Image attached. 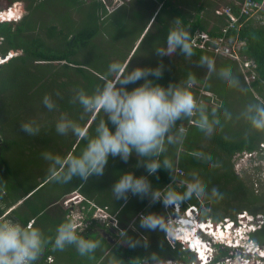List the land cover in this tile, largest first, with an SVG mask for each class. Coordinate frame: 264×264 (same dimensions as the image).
Returning <instances> with one entry per match:
<instances>
[{"label": "trees", "instance_id": "1", "mask_svg": "<svg viewBox=\"0 0 264 264\" xmlns=\"http://www.w3.org/2000/svg\"><path fill=\"white\" fill-rule=\"evenodd\" d=\"M23 1L28 12L19 21L0 22V55L7 54L10 50L17 52V55L0 65V216L18 220L25 225L34 219L35 225L40 227L45 235L54 237L56 227L70 219V208L65 207L64 210L62 203L59 205L58 202L71 192L79 191L84 196L79 209L86 218H92L96 209L92 205L94 204L107 208L112 214H118L120 221L126 225L130 218L125 221L122 218L124 209H119L123 201H114L110 190L123 172L133 171L138 176L146 174L143 167H134L137 163L135 156L127 163L110 157L103 176H93L86 183L74 178L69 184H58L64 188L60 193L46 196L45 187L52 181L48 174L49 162L43 159L42 153L50 151L60 157H66L70 153L79 154L85 147L87 140L84 137L71 133L67 136L56 133L55 125L62 113L78 123L88 137L95 134L96 125L101 119H105V116L103 112L86 114L79 104L71 103L74 90L84 88L89 92L93 91L103 82L112 62H119L125 70L128 66L130 69V62L127 63V60L146 26L143 21L145 13L138 14L139 12L135 11L128 17L124 7L127 5L126 0H122L123 4L112 11L107 9V5L113 4L114 0ZM23 1L8 0L9 5L22 6ZM62 1L70 6L60 7ZM163 1L168 3L169 0ZM240 1L227 4L232 6L237 15ZM256 1L260 4L257 13L244 15L241 18V26L228 32L229 43L230 39L241 43L238 52L242 58L254 61L253 68L257 72L255 78L247 81L238 61L216 54L214 48L212 49L216 45L213 41L207 42L203 48L193 43L194 55L191 58H186L179 52L171 57L158 58L152 51L146 59H142V67H156L162 59L163 77L157 82L164 86L170 82H178L189 73L194 74L197 84L192 90L197 99L209 111L216 109L220 116L222 127H218L211 137L201 132L196 123H190L188 120L178 122L187 129L186 138L182 143L167 146L165 153V156L172 160L175 169L177 162L184 169L185 175L180 176V181H188L196 174L207 185L209 192L216 187L223 194L222 199L203 202V207L208 209L206 216L201 212V202L195 199L181 208L184 211L189 206H197L200 209L199 217L202 219L210 216L214 221L224 217L238 220V215L244 211L255 217L264 216V185L256 188L251 176L245 178L239 175L234 163L235 156L244 152L260 151L264 144V134L250 133L246 122L236 119L248 103L264 101V0ZM71 8L79 13L81 19L69 16ZM154 10L155 7L149 12L155 13V16L146 35L153 33V29L158 32L160 36H156L157 48L164 45L168 28L157 24L162 15L160 11ZM222 15L223 26H226V16L224 13ZM183 19L185 24H189V18L183 16ZM190 25L193 41L197 40V36L205 32L199 29L203 27L202 20L197 17ZM128 30H133L136 38L132 47L125 51L122 40ZM207 33L215 38L221 35L222 31L215 33L209 30ZM244 45L247 47L244 48ZM82 49H87V54L84 55ZM89 49L93 50L91 62L83 60V57L89 56ZM202 56L215 60V73L209 75L206 66H199ZM222 68H230L247 91L241 92L228 87L218 75ZM203 87L208 92L202 93ZM19 92L25 97L18 99ZM46 94H52L56 100L58 107L55 111H48L44 107L42 99ZM225 109L232 113V120L225 119ZM29 120H35L41 126L39 136L28 137L21 131L20 124ZM196 152L210 154L211 160L206 162L197 159L193 155ZM158 176L159 179L150 177L154 187H164L170 183L168 172L160 170ZM132 203L134 200L131 198L130 204ZM17 204L19 205L16 206ZM146 205L147 200H140L138 208ZM152 207L155 208L154 212L164 211L162 206ZM49 210H55L57 214L51 216ZM135 212H131V217ZM95 225L97 220L92 219V224L86 231L78 234L99 238L103 241V247H106V238L98 232L90 231ZM125 225H122L123 228H126ZM250 237L258 245L264 246V223L251 232ZM181 244L172 250L173 258L186 263L195 260L193 253L180 248ZM121 247L125 250V261L144 254L139 248L133 250L126 246ZM103 250H99V254ZM113 250H117V246ZM234 251L225 244H216L213 263H219L225 257H236L238 253ZM49 253L58 256L59 251H53L49 247L45 256Z\"/></svg>", "mask_w": 264, "mask_h": 264}, {"label": "clouds", "instance_id": "2", "mask_svg": "<svg viewBox=\"0 0 264 264\" xmlns=\"http://www.w3.org/2000/svg\"><path fill=\"white\" fill-rule=\"evenodd\" d=\"M21 18L0 20V22L19 21ZM190 28V23L185 24L183 18H175L169 25L164 45L154 49L156 55L160 58L171 57L179 52L182 56L191 58L194 55V42ZM2 55L5 57L3 58ZM12 56L11 53L1 54L0 65ZM199 66H206L209 75L216 72L213 58L202 56ZM163 72L162 59L156 67L136 66L131 70L129 66L126 70L123 69L119 62L110 63L101 84L91 92L84 88L75 89L70 101L79 104L86 114L103 112L105 119H101L96 125L95 134L88 137L78 123L62 113L55 125L56 133L62 136L71 133L77 137H84L87 143L79 154L75 155L60 157L50 151L42 153L43 159L49 162L48 174L51 181L58 184H69L74 178L86 183L93 176H103L110 157L119 158L127 163L135 156L137 163L134 167L144 168L146 174L139 176L133 171L121 173L111 186L112 198L114 201H123V207L130 197H137L140 200H147L149 207L160 204L164 211L141 213L138 217V226L137 220L133 219L127 228H120L116 218L106 219L105 221L109 220L111 224L113 221L112 225L117 229L115 236L117 247L126 246L133 250L141 248L144 253L125 261L113 252V260L110 264H176L169 258L167 238L169 236L173 240L177 236L183 238L181 234L185 230L184 225H192L186 227L188 231L190 229L189 234L203 241L205 248L207 246V253L208 250L210 251L207 241H211L210 247L214 248L218 243L230 248L240 247L222 240L225 233L227 237L235 231H226L227 224L224 225L222 221L200 218L199 213H195L197 206H189L183 211L182 216L176 215L178 211L174 214L176 208H182L195 199L201 202V212L206 216L208 209L203 207V202L223 198V194L216 187L209 192L199 175L193 174L188 181L178 180L172 160L165 156L167 146L182 143L186 138L187 129L178 122L192 121L195 118L197 128L208 137H211L222 125L217 110L209 111L193 92L192 89L197 84L194 74L189 73L178 82H170L164 86L157 82L163 77ZM218 75L228 87L241 92L247 91L230 68H222ZM56 95L59 97V93ZM42 103L48 111H55L58 107L52 94H46ZM223 115L226 120L233 119L232 113L227 109L224 110ZM236 119L246 122L250 133L264 134V101L248 103ZM20 129L28 137H36L41 133V126L35 120L21 123ZM193 155L202 161L211 160L210 154L203 152H196ZM160 170L169 173L170 183L164 187H154L150 177L155 176L159 179ZM83 199L84 197L81 202ZM92 205L96 207L92 218H86L83 213L84 220L95 219L105 223L103 219L99 221V218L94 217L96 210L102 207ZM71 209L72 207L70 213ZM68 216L70 218V214ZM190 219L194 222L189 221ZM81 220L80 217L77 223L71 219L61 222L55 229L54 237H51L45 235V232L35 225V221L25 225L18 220L0 216V264H38L49 245L53 251L61 252L73 247L79 256L92 258L98 249L103 248V241L78 234L86 227H82V224L76 225ZM233 224L234 229H237V223L233 222ZM78 229L82 230L78 231ZM129 229L135 233H139L140 230L164 233L165 239L159 242L156 250H152L149 241L143 239L144 236L134 237L129 234ZM214 230L222 234H216ZM255 230L250 229L248 232ZM177 240L188 246L196 262L199 259L198 248H194L187 238L186 242L178 238ZM252 243L255 246V242ZM243 255L249 258V254ZM214 256L209 258L210 255H205L204 259L200 257L202 261L199 264H216L213 263ZM259 256L264 257L263 254Z\"/></svg>", "mask_w": 264, "mask_h": 264}, {"label": "rangeland", "instance_id": "3", "mask_svg": "<svg viewBox=\"0 0 264 264\" xmlns=\"http://www.w3.org/2000/svg\"><path fill=\"white\" fill-rule=\"evenodd\" d=\"M49 2H51V1H49ZM117 2H119V1H117ZM113 4H115V1L113 2ZM9 6L10 5H9L8 0H0V11L6 12L5 10L10 8ZM68 6H70V5L67 2H65V1L60 2V7H68ZM224 6H222L221 9H224ZM18 8L21 10V15H24L28 12L27 7L25 6V2H24L23 6L19 5ZM15 10H16V8H15ZM69 12L73 16V18L79 17V19H81L79 13H77V11H75L74 9H72V8L69 9ZM203 34L206 35V38H205L206 40L210 38V36L207 33L203 32ZM156 36H160V35L157 33L156 30L153 29V33H148L147 35L145 33L141 37L140 40L135 42V46H134L133 50L131 51L130 56L127 60V63L130 62V69L129 70H131L132 68H134L136 66L142 67V59H146L149 56V54L152 51H154V49L156 48V42H157ZM135 38H136L135 32L133 30H128L127 33L125 34L123 40H122L123 44L125 45V51L129 50L132 47V44L135 41ZM235 45L237 46V44H235ZM229 49H230L229 53L223 54V56L228 57V58H232V59L238 61L241 68H242V71L245 73L246 80L247 81L250 80L251 77L249 75V71L253 70L252 69L253 68L252 63L250 61H246V62H248V65H246V62L243 61L244 58H242V56L239 54L238 50H235L232 47H229ZM89 51H90L89 56H85L86 58L83 57V60L91 62L93 59V57H92L93 50L89 49ZM87 52H88L87 49H82V53H84V55L87 54ZM9 53H11V55H13V56L17 55V52L14 50H10V52H8V54ZM80 54H81V52H80ZM158 58H160V57H158ZM148 61L150 62V60H148ZM62 63H64V62L62 61ZM206 92H208V91H206ZM24 97H25V95L22 92L17 93L18 99H21ZM34 117H37V116L35 115ZM37 118L40 119L41 117L38 116ZM87 126H88V124H87ZM234 163H235V169L239 173V175H241L242 177H245V178H249V176H251L250 178L255 181L254 186L256 188L259 189L261 184L264 185V144H263V149L260 151L257 150V151L251 152V153L250 152H244V154H242V155L235 156ZM183 175H185V173ZM62 189H64V188L59 187L58 183L57 184L56 183L52 184V182L48 183V185L45 187V195L46 196H49L50 194L55 195L57 193H60V191ZM83 197L84 196L82 194H80L79 192L73 191L72 193L66 195V197H64L63 200L58 202L59 205L62 203V205L66 206V207L68 206V208L72 207L71 213H70V219L72 221H74L75 223H77L80 220V217H82V215H83V212H81L79 210L80 203H81V200ZM132 199L137 200L138 198L135 197ZM18 205L19 204H17L16 206H18ZM156 205L161 206L160 204H156ZM62 208H63V206H62ZM142 210L143 211L140 213H147L149 211L154 212L155 208L149 207L148 205H146V207ZM100 211H101V214H107L108 213L107 214V215H109L108 219H109V217H113V218L115 217L114 214L109 213L106 209H105V211H102V209H97L95 212V215L98 214ZM175 211L176 212L178 211V213L176 215H181V216L184 215V212L182 211V209L180 207L176 208L174 210V212ZM199 211H200V209H199ZM189 214H190V212H189ZM101 218L103 219V217H101ZM225 218H227V217L219 219L218 222L222 221L224 223V225L226 223L227 224L226 231H228V230H230L231 232L235 231V233H233L232 235L231 234L227 235V237H226L227 233H225V236H222L223 237L222 240L224 239L226 242H228L230 244H236L237 246H240L238 248H232L233 250H235L234 252H237L238 254H240V256L236 257V258H233L231 256H229L227 258L225 257L221 260V263H216V264H244V262H246V264H264V257L260 258V256H259V254L264 255V246L258 245L255 241H253L250 237V233L248 232V231H250V229H252V230L257 229L261 225V222L264 221V216L263 215H256V217H255V216L251 215L248 211L247 212L244 211L240 215H238V217H237L238 221L233 220L230 217H228L227 219H225ZM133 219L137 220V226H138V217L132 216L130 218V220H133ZM208 219L213 220L210 216L207 217V220ZM224 219H225V222L223 221ZM262 219H263V221H261ZM103 220L105 221V219H103ZM99 221H102V220L99 219ZM116 221H118V223H119V220H116ZM189 221L194 222L191 219ZM233 222L237 223V227H238L237 229H234ZM112 224H113V221H112ZM221 224L222 223H219V225H221ZM82 227H85V225L82 224ZM87 227L88 226H86L84 228L83 232L86 231L85 229ZM127 227L128 226H126V228ZM229 227H230V229H229ZM121 228H123V227H121ZM80 230H82V229H78V231H80ZM188 232H190V229ZM214 233L222 234L220 231H215V230H214ZM129 234L132 235V232H129ZM139 234L144 236L143 239L149 241L152 250H156L157 249L156 247L158 246L157 244L161 240L165 239V236L162 237V233H159V232H153L152 233V232H144L143 230H140ZM181 236L182 237L184 236L185 238H179V236H177L175 240H173L171 238V236H169L167 238V245L169 246L168 252L170 253L169 258L171 260H173L174 262H176V264H189V262L186 263L184 261H179L178 259L173 258L174 254H172V250L177 249L178 244H181V242L179 240H177V238L182 239L183 242H186V238L188 237V240L190 241V243L193 244V242H191V241L195 237V243L199 245L200 249H203L202 252L204 253V256L209 255V254L211 255L212 251L208 250V253H207L206 250L204 249L203 244H202L203 241H201L198 237L192 236L191 234H189V236H187L184 231L182 232ZM85 237L87 238L88 236H85ZM196 240H198L200 243H197ZM252 242H255V246L253 245ZM180 248L186 250L188 248V246L181 244ZM206 248H207V246H206ZM99 250H102V249H98L92 258H88V257L79 256V254L76 252L75 248L68 247L62 252L59 251L58 256H57V259H58L57 264H81V262H82V264H84L85 262H88L89 264H93L94 262L99 263L98 262V260L100 258L99 256L103 253L102 252L101 254H99L100 253ZM140 250H143V249L140 248ZM212 250H215V248L212 247ZM251 252H254L255 254L253 255V253L251 254ZM110 253H111V251L109 253H107L102 259H100V263L110 264V262L113 260V253H111V254ZM114 253L117 255L118 258H123L125 260V250L121 246L117 247V250H115ZM243 254H249V261L246 260V258L244 257ZM199 258H200V256H199ZM190 264H197V263L194 262V260H193L190 262Z\"/></svg>", "mask_w": 264, "mask_h": 264}, {"label": "crops", "instance_id": "4", "mask_svg": "<svg viewBox=\"0 0 264 264\" xmlns=\"http://www.w3.org/2000/svg\"><path fill=\"white\" fill-rule=\"evenodd\" d=\"M238 1L239 0H169L168 3H165V1H163V0H126L125 3L127 5L124 7H126L125 11L127 12L126 15L128 17L131 16L132 14H134L135 11L139 12L138 14L145 13L143 21H144V24L146 26L144 28L143 33L141 34V37H142L147 32L148 29H151L155 13L150 14L149 12L152 11L154 7H155L154 11L155 12L160 11V13L162 15L160 21H158V23H157L159 26L162 25V27L167 26L166 28H169L170 23L177 17L183 18V16H185L186 18H189V20H190L189 23H193V21L196 20L197 17H200V19L202 20L203 27L199 28V29L204 30L206 33L209 30H213V32L217 33L218 31L222 30V28L224 27L223 26L224 21L222 19L223 15L220 12L221 7L229 4L230 2L235 3ZM24 2L25 1H23V3ZM153 4H154V6H152ZM18 6L19 5L10 4L9 7L17 8ZM200 6H203V7H200ZM16 11H17V9H16ZM19 11H21V10L19 9L18 12ZM12 13L14 14L13 10H12ZM149 14H150V16H148ZM69 16L71 18H73V16L70 13H69ZM235 44H237V46ZM240 44L241 43L238 40L230 39V46L234 47L236 50H238L237 48ZM77 192H79V191H77ZM131 198H135V197H130L127 204L124 205L123 207L121 206L119 208L120 210L124 209V214L122 215V218H124L125 221H126V219L131 218V212L133 210L136 211L135 214H133V217H139V215L141 214L140 212L143 211L142 209H144L146 207V206L145 207L142 206V207L138 208L139 203H140V199L134 200V203H132L133 205L130 204ZM20 201H22V200H20ZM65 207L66 206L63 205L64 210H65ZM49 208H47L46 210L48 211ZM49 212L51 213V216H55V214H57V212H55V210H51V211L49 210ZM114 215H115L114 219L116 218V220H119V227L120 228L123 227L122 225H125V223L120 221L118 214L114 213ZM31 221H34V219H31L29 222H31ZM132 221L133 220H130L129 223H131ZM129 223L126 224L125 226H128ZM111 226L114 227L112 224H111ZM90 231H92L94 233L98 232L99 234H101L103 236V238H106V240L108 242L105 245L106 247L102 248L104 250H103V253L99 256L100 257L98 260L99 263H96V262L93 263V264H102V263H100V259H102L110 251H111V253L114 252L113 249L116 246V243H115L116 242V237H115L116 234L113 236V233L112 234L110 233L111 234L110 237L108 235H106V234H108V233H105V232H107V228L104 226L103 222H98V221H97V225L93 226L92 229L90 228ZM129 232H132L131 229H129ZM132 236L138 237L141 235L139 233L132 232ZM49 247L51 249V246H48L45 249L40 261L38 262V264H57V262H58L57 255H55L54 253H49L48 255L45 256V252L49 249ZM50 258L53 261H49ZM81 264H82V262H81Z\"/></svg>", "mask_w": 264, "mask_h": 264}, {"label": "built area", "instance_id": "5", "mask_svg": "<svg viewBox=\"0 0 264 264\" xmlns=\"http://www.w3.org/2000/svg\"><path fill=\"white\" fill-rule=\"evenodd\" d=\"M114 1H115V4L107 5V9L108 10L112 11L115 8H117V7H119L120 5L123 4L122 0H114ZM117 1H119V2H117ZM259 8H260V4L256 0H241L238 3V15H237V14H235L233 12L231 5H225L224 9H221L220 12L225 14L226 19H227V25L222 28L221 35H219V36H217L215 38H212L209 35L210 38L206 40L205 39L206 35L203 34V32H201L199 34V36H197V40L193 41L194 45H197V46L203 48V47L206 46L207 42L213 41V43H215L216 45L214 47H212V49L214 48V51H215L216 54L223 55V54L229 53V51H230L229 47H232V46H230V43L228 42V37H229L228 36V32H229V30L232 29V28L240 27L241 26V18L244 15L245 16H250L252 14H256ZM16 9H17V11L15 10V8L10 7L9 9L5 10L6 12H9V13L12 10L15 12L13 17H11L9 15L8 18H6L4 16V14H5L4 11H0V20L19 19V18H21V11L18 12V10H19L18 7ZM232 48L235 49L234 47H232ZM243 61H245V62L246 61H250L252 63V65H253V67H255V63H254L253 60L244 59ZM246 65H248V62H246ZM252 69L253 70H251V74H249L251 79L255 78L256 77V73H257V72L254 71V68H252ZM201 92L202 93H206V91L204 90V87L201 89ZM190 123H195V120L192 119V121H190ZM184 173H185L184 169L177 162L176 169H175V174L178 177V180H179L180 176H182ZM99 209H102V211H105V209L107 210V208H103V207L99 208ZM195 213L196 214L199 213V209L197 207H195ZM107 214H101V211H100L98 214L94 215V217L96 219H98V218L102 219L101 217H103V219L106 220V218L108 219V216H109ZM174 214H175V212H174ZM81 218H82V220L78 224H76L77 226L81 225V224H84L85 226H88L89 224L92 223V220H89V221L88 220H84L83 216ZM261 221H263V219ZM262 223H264V221L261 222V224ZM215 240L216 239H214V241ZM207 245H208V248H210V251H212L211 255L209 254L211 256L209 258H213V256H214V250H212L213 246L210 247L212 245V242L211 241H207ZM252 253H253V255L255 254L254 252H251V254ZM239 256H240V254L237 255V257H239ZM246 260L249 261V258H246ZM49 261H52V259L50 258Z\"/></svg>", "mask_w": 264, "mask_h": 264}, {"label": "bare ground", "instance_id": "6", "mask_svg": "<svg viewBox=\"0 0 264 264\" xmlns=\"http://www.w3.org/2000/svg\"><path fill=\"white\" fill-rule=\"evenodd\" d=\"M9 15H10L11 17H13V13H12V11H11L10 13H9V12H5V14H4V16H5L6 18H8ZM187 224H189V222H188ZM185 226H192V225H185ZM184 232L186 233L187 236H189V232H188V229H187L186 227H185ZM183 238H185V237H183ZM187 239H188V237H187ZM191 242H193V244H191V245H192L194 248H198L197 251H198L199 256H200L202 259H204L205 256H204V253L202 252L203 249H200L199 245L195 243V237H194V239H193ZM196 242H197V243H200L198 240H196ZM202 244H203V246H204V243H202ZM204 249L206 250L205 246H204ZM202 259L199 258L200 262L202 261ZM197 264H199V263H197Z\"/></svg>", "mask_w": 264, "mask_h": 264}, {"label": "flooded vegetation", "instance_id": "7", "mask_svg": "<svg viewBox=\"0 0 264 264\" xmlns=\"http://www.w3.org/2000/svg\"><path fill=\"white\" fill-rule=\"evenodd\" d=\"M103 223H104V222H103ZM104 226L107 228V232H105V233H108V234H106V235H108V236L110 237V235H111L112 233H113V236L116 234L117 229L111 226V223H109V220H108V221H105ZM110 233H111V234H110ZM171 257H172V256H171Z\"/></svg>", "mask_w": 264, "mask_h": 264}, {"label": "water", "instance_id": "8", "mask_svg": "<svg viewBox=\"0 0 264 264\" xmlns=\"http://www.w3.org/2000/svg\"><path fill=\"white\" fill-rule=\"evenodd\" d=\"M246 47H247V46H246V45H244V48H246ZM2 57L4 58V57H5V55H2ZM260 218H261V217H260ZM262 218H263V217H262ZM196 262H197V263H200V260H199V259H197V260H196Z\"/></svg>", "mask_w": 264, "mask_h": 264}]
</instances>
